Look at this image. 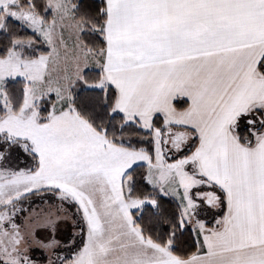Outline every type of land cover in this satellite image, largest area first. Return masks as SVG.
<instances>
[{"label":"snow or ice","instance_id":"1","mask_svg":"<svg viewBox=\"0 0 264 264\" xmlns=\"http://www.w3.org/2000/svg\"><path fill=\"white\" fill-rule=\"evenodd\" d=\"M0 264H264V0H0Z\"/></svg>","mask_w":264,"mask_h":264}]
</instances>
